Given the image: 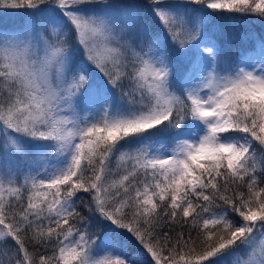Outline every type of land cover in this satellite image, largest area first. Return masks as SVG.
Here are the masks:
<instances>
[{
	"label": "snow or ice",
	"instance_id": "obj_1",
	"mask_svg": "<svg viewBox=\"0 0 264 264\" xmlns=\"http://www.w3.org/2000/svg\"><path fill=\"white\" fill-rule=\"evenodd\" d=\"M264 0H0V264H264Z\"/></svg>",
	"mask_w": 264,
	"mask_h": 264
},
{
	"label": "trees",
	"instance_id": "obj_2",
	"mask_svg": "<svg viewBox=\"0 0 264 264\" xmlns=\"http://www.w3.org/2000/svg\"><path fill=\"white\" fill-rule=\"evenodd\" d=\"M213 32L226 57H235L240 48L245 46L244 38L251 34L259 37L264 33V25L259 19L245 17L238 13H217L214 19Z\"/></svg>",
	"mask_w": 264,
	"mask_h": 264
},
{
	"label": "rangeland",
	"instance_id": "obj_3",
	"mask_svg": "<svg viewBox=\"0 0 264 264\" xmlns=\"http://www.w3.org/2000/svg\"><path fill=\"white\" fill-rule=\"evenodd\" d=\"M21 19L20 16H17V15H10V14H2L0 15V21H2V23L6 26H11V25H14L16 24L19 20Z\"/></svg>",
	"mask_w": 264,
	"mask_h": 264
}]
</instances>
